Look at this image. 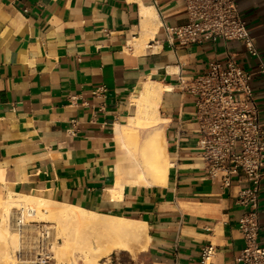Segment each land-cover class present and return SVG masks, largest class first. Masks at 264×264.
<instances>
[{"label": "crops", "instance_id": "crops-1", "mask_svg": "<svg viewBox=\"0 0 264 264\" xmlns=\"http://www.w3.org/2000/svg\"><path fill=\"white\" fill-rule=\"evenodd\" d=\"M235 2L257 55L235 40L178 43L166 28L185 22L183 0H0V199L33 194L141 220L147 264H196L207 243L215 247L212 264H234L243 247L236 197L247 182L240 170L227 187L208 178L197 156L194 97L179 89L178 77L232 58L252 72L264 130V0ZM149 7L156 28L136 52L130 42ZM147 79L161 85L163 183L141 174L120 127L133 118L132 97Z\"/></svg>", "mask_w": 264, "mask_h": 264}, {"label": "built area", "instance_id": "built-area-1", "mask_svg": "<svg viewBox=\"0 0 264 264\" xmlns=\"http://www.w3.org/2000/svg\"><path fill=\"white\" fill-rule=\"evenodd\" d=\"M186 20L168 27L167 32L184 45L218 39L242 43L248 53L257 55L254 38L245 26L235 0H183ZM264 71V67L261 68ZM252 72L232 58L225 63L211 59L196 75L178 77L180 90L194 97L193 119L197 123V156L208 178L220 187L230 185L231 176L242 171L247 186L236 202L244 207L237 227L243 247L234 264H264V244L257 240L258 192L263 177L264 130L251 88ZM28 243L33 258L21 264H51L52 250L46 243L49 229L36 227ZM215 247L201 246L196 264H212Z\"/></svg>", "mask_w": 264, "mask_h": 264}, {"label": "bare ground", "instance_id": "bare-ground-1", "mask_svg": "<svg viewBox=\"0 0 264 264\" xmlns=\"http://www.w3.org/2000/svg\"><path fill=\"white\" fill-rule=\"evenodd\" d=\"M156 21L158 18L153 7L141 11L139 35L130 42L134 51L142 52L149 45ZM160 92V83L147 79L132 97L135 108L133 118L127 126H120L121 133L127 138L125 144L138 162L141 174L150 183H163L168 166L158 125L162 120L157 109ZM143 129H150L146 136H142ZM0 204V264L29 262L33 252L31 248L27 249L28 243L27 246L25 243L32 233H27L38 226L33 223L44 222L48 218L58 223L52 230L48 228V245L55 259L52 264H79V260L83 264H106L101 259L113 249L135 257L147 247L149 237L145 223L141 220L88 210L79 205L59 203L25 193L9 192L3 200L0 199ZM82 225L115 231L118 236L109 235L103 240L95 235L86 237L78 233L77 227ZM56 236L63 239L62 243L54 241ZM23 244L26 249H23Z\"/></svg>", "mask_w": 264, "mask_h": 264}, {"label": "rangeland", "instance_id": "rangeland-1", "mask_svg": "<svg viewBox=\"0 0 264 264\" xmlns=\"http://www.w3.org/2000/svg\"><path fill=\"white\" fill-rule=\"evenodd\" d=\"M47 220L44 222H40V223L38 222V223H33V224L35 226L38 225V229L39 228L48 229L49 227H51V230H52L53 227L58 226V223L55 220H53L51 218H48ZM36 229L37 228H34L32 231L28 232L27 234L31 235V233H32V235H33V233L36 232ZM77 230H78V233H82L83 236L87 237L90 235H95V236H97V238L99 240H103L109 235L118 236V234H117L118 232L109 231V230L100 229V228H95V227H88L85 225L78 226ZM31 236H29V238H31ZM54 241L57 243H62L63 239L61 237L56 236V239ZM46 243H49V239H47ZM22 246H24L23 249L27 248L26 247L27 245L25 246L23 244ZM29 248H30V246L28 245L27 249H29ZM112 251L109 253V255L103 257L101 259V262L103 261L106 264H147L145 261V257L143 256L142 252L141 253L139 252L135 257H132L127 252H120L117 249H113ZM76 253L78 254L77 251H75V254ZM53 256H54V252L52 251V259L50 261L51 264L54 263V261H55ZM79 264H83V261L79 260Z\"/></svg>", "mask_w": 264, "mask_h": 264}]
</instances>
